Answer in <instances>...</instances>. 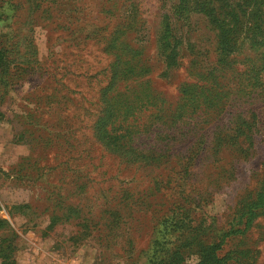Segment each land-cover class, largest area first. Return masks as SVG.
<instances>
[{
  "label": "rangeland",
  "instance_id": "1",
  "mask_svg": "<svg viewBox=\"0 0 264 264\" xmlns=\"http://www.w3.org/2000/svg\"><path fill=\"white\" fill-rule=\"evenodd\" d=\"M183 1L0 0V264H213L223 233L264 264V0ZM110 85L128 164L88 129Z\"/></svg>",
  "mask_w": 264,
  "mask_h": 264
},
{
  "label": "trees",
  "instance_id": "2",
  "mask_svg": "<svg viewBox=\"0 0 264 264\" xmlns=\"http://www.w3.org/2000/svg\"><path fill=\"white\" fill-rule=\"evenodd\" d=\"M212 1V0H207ZM206 2V3H207ZM214 3H217L218 5H227V4H235L238 6H243L245 8H250V10L247 13V19L248 21L252 20L251 15H255L256 11L254 12L251 8H253L257 2L256 0H213ZM185 2L183 0H179L178 5L180 6L184 4ZM202 3V2H200ZM207 5V4H204ZM176 6V7H177ZM262 13V14H260ZM261 15V16H260ZM258 17L260 21H264V10L262 12L259 10ZM161 24L166 21V17L164 16L162 18ZM167 22V21H166ZM225 32H221L220 37L225 36ZM169 34L167 33L166 29L162 30L161 37L159 38V46L160 49L164 55V58L166 60V64H173L174 63V55L175 50L172 46H170V42L168 40ZM253 36L256 37L259 41V43L264 46V24H258V30L253 32ZM256 42V39H255ZM220 45H224V50L227 48V43L222 44L219 42ZM222 50V54H226V52ZM220 53V54H221ZM221 54V55H222ZM2 50L0 49V61L2 60ZM222 57H224L222 55ZM115 80V76L112 79ZM110 87H105L104 91L101 93L102 102H104L103 107L101 108V111L96 117L91 121L89 124L88 129L90 130L91 137L94 138V140L99 143L103 149L108 152L111 155L119 156L122 160L126 161L125 164H128L127 162H131V156L134 153L135 150H137V146L140 144L138 140H136V131H134L133 123L135 121V112L132 107H129L125 111H123L121 114L118 112V110L115 109V106L110 105L105 97L107 98V91L111 89ZM253 127V123L251 122L249 124V131ZM264 194L260 195V200ZM250 212H248L249 214ZM242 214V213H241ZM244 215H247L246 212H244ZM247 220V218H246ZM243 221L242 228H237V233L243 232L244 228L247 226L248 222ZM228 235V233H223L215 242L209 247H206L205 250L207 251V257L209 261L211 260L213 264H226V259L223 256H219L218 252L221 249V245L224 242L225 237Z\"/></svg>",
  "mask_w": 264,
  "mask_h": 264
}]
</instances>
